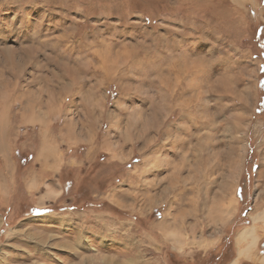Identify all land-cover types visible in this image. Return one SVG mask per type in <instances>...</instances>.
Instances as JSON below:
<instances>
[{
  "label": "rangeland",
  "instance_id": "obj_1",
  "mask_svg": "<svg viewBox=\"0 0 264 264\" xmlns=\"http://www.w3.org/2000/svg\"><path fill=\"white\" fill-rule=\"evenodd\" d=\"M262 67L264 0H0V264H264Z\"/></svg>",
  "mask_w": 264,
  "mask_h": 264
},
{
  "label": "bare ground",
  "instance_id": "obj_2",
  "mask_svg": "<svg viewBox=\"0 0 264 264\" xmlns=\"http://www.w3.org/2000/svg\"><path fill=\"white\" fill-rule=\"evenodd\" d=\"M248 99V98H247ZM246 100V99H245ZM247 101V100H246ZM241 115H237L233 117V121L235 123H233V126L238 127L241 123ZM3 127L0 126V130L1 131V135H0V153L3 152L4 150V131H3ZM229 154V153H228ZM236 155V154H235ZM228 175V174H227ZM234 178V177H233ZM236 181V178H234ZM226 180V179H225ZM31 183V182H30ZM29 183L28 187H31ZM52 195H54L55 197L58 196L60 193V190H55V189H49L48 190ZM233 202V200H232ZM233 206V205H232ZM225 216V215H224ZM221 218V217H220ZM261 219L264 220V215L260 217ZM259 219V218H258ZM221 220V219H220ZM186 222V221H185ZM257 222V221H256ZM160 225V221L158 223ZM163 229V228H162ZM191 231V230H190ZM193 231V230H192ZM172 233V232H171ZM191 233V232H190ZM190 238H194L195 235H191L189 236ZM189 237H187L184 233H179V234H175V244L177 245V247L181 246L183 244V242H185L187 240V238L189 239ZM197 239V237H195ZM257 236L255 235V218L252 217V222L248 225V226H244L243 229H241L237 235H236V243L240 245V247H238V257H245L248 258L251 256V253L253 251L254 245H255V241L257 242ZM204 242V241H203ZM208 244V242L206 243ZM179 249V248H178ZM237 258H234L230 263L231 264H235L237 263L236 260ZM260 258V262L264 263V255L263 257H259Z\"/></svg>",
  "mask_w": 264,
  "mask_h": 264
},
{
  "label": "crops",
  "instance_id": "obj_3",
  "mask_svg": "<svg viewBox=\"0 0 264 264\" xmlns=\"http://www.w3.org/2000/svg\"><path fill=\"white\" fill-rule=\"evenodd\" d=\"M61 194H62V192L60 191V194H59L58 196H56V198H57V197L59 198V197L61 196ZM160 223H161V222H160ZM234 241H235V240H234ZM236 254H237V251H236ZM236 254H234V255L231 257V259H230L231 261H232L234 258H237V255H236ZM241 258H243V257H238L237 260H236V262H238ZM244 258H245V257H244ZM246 259H247L248 261L252 260V259H250V258H246ZM230 260H229V261H230ZM231 261H230V262H231ZM244 261H245V260H244ZM230 262L227 261L226 263L231 264ZM258 262H259V261H258ZM246 263H247V262H244V264H246ZM235 264H237V263H235Z\"/></svg>",
  "mask_w": 264,
  "mask_h": 264
},
{
  "label": "snow or ice",
  "instance_id": "obj_4",
  "mask_svg": "<svg viewBox=\"0 0 264 264\" xmlns=\"http://www.w3.org/2000/svg\"><path fill=\"white\" fill-rule=\"evenodd\" d=\"M262 71H264V67H262V69H261Z\"/></svg>",
  "mask_w": 264,
  "mask_h": 264
},
{
  "label": "trees",
  "instance_id": "obj_5",
  "mask_svg": "<svg viewBox=\"0 0 264 264\" xmlns=\"http://www.w3.org/2000/svg\"><path fill=\"white\" fill-rule=\"evenodd\" d=\"M41 212H42V211H41ZM229 259H230V258H229ZM229 259H227V260H229ZM226 262H227V261H226ZM226 262H225V263H226Z\"/></svg>",
  "mask_w": 264,
  "mask_h": 264
}]
</instances>
